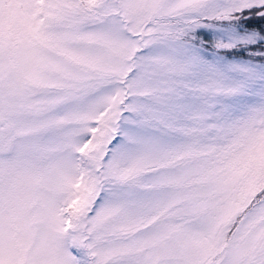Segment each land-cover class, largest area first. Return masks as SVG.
I'll list each match as a JSON object with an SVG mask.
<instances>
[{"label":"snow or ice","instance_id":"snow-or-ice-1","mask_svg":"<svg viewBox=\"0 0 264 264\" xmlns=\"http://www.w3.org/2000/svg\"><path fill=\"white\" fill-rule=\"evenodd\" d=\"M0 264H264V0H0Z\"/></svg>","mask_w":264,"mask_h":264}]
</instances>
